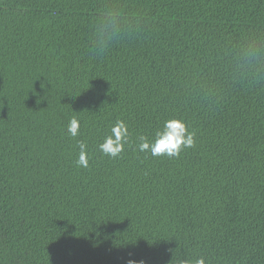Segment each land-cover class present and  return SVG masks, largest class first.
Returning a JSON list of instances; mask_svg holds the SVG:
<instances>
[{
    "label": "trees",
    "instance_id": "1",
    "mask_svg": "<svg viewBox=\"0 0 264 264\" xmlns=\"http://www.w3.org/2000/svg\"><path fill=\"white\" fill-rule=\"evenodd\" d=\"M201 258L264 264V0H0V264Z\"/></svg>",
    "mask_w": 264,
    "mask_h": 264
},
{
    "label": "clouds",
    "instance_id": "2",
    "mask_svg": "<svg viewBox=\"0 0 264 264\" xmlns=\"http://www.w3.org/2000/svg\"><path fill=\"white\" fill-rule=\"evenodd\" d=\"M79 122L73 118L70 120L67 132L69 136L75 137L78 134ZM194 134L187 130L185 123L179 119H169L163 122L158 128L151 140L141 135L137 145L140 152H145L153 157L179 156L182 148H190L194 145ZM129 133L127 125L123 121H117L105 136L102 143L98 145L99 150L111 157H117L128 143ZM80 154L77 160L78 166L87 167V145L79 143ZM195 264H204L203 259H199Z\"/></svg>",
    "mask_w": 264,
    "mask_h": 264
}]
</instances>
